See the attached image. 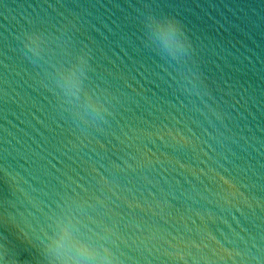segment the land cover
<instances>
[{
    "label": "water",
    "instance_id": "water-1",
    "mask_svg": "<svg viewBox=\"0 0 264 264\" xmlns=\"http://www.w3.org/2000/svg\"><path fill=\"white\" fill-rule=\"evenodd\" d=\"M0 264H264V0H0Z\"/></svg>",
    "mask_w": 264,
    "mask_h": 264
}]
</instances>
